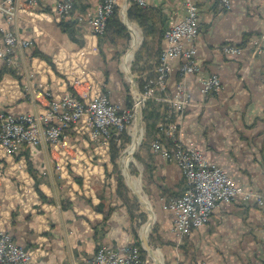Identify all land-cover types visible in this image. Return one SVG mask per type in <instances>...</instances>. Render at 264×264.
I'll list each match as a JSON object with an SVG mask.
<instances>
[{"label": "crops", "instance_id": "0c3cea01", "mask_svg": "<svg viewBox=\"0 0 264 264\" xmlns=\"http://www.w3.org/2000/svg\"><path fill=\"white\" fill-rule=\"evenodd\" d=\"M38 1L36 11L19 12L12 25L0 14V26L33 41L21 54L19 70L0 60V109L38 112L50 96L69 90L103 91L126 108L127 81L119 72V50L109 37L94 33L86 19L103 0H73L64 28L53 11L59 0ZM193 1L200 16V70L186 80L190 105L182 116L176 115L179 135L239 185L264 194V54L253 44L259 40L264 45V6L258 0H232L231 9H224L218 0ZM123 2L117 0L118 6ZM145 3L159 10L167 27L186 15L185 0ZM68 22L73 24L65 27ZM228 43L242 46L243 54H225L222 47ZM170 62L172 92L180 80V59ZM212 73L220 76L222 88L203 94L202 80ZM86 75L88 82L79 83ZM27 82L33 86L30 91L25 89ZM155 100L162 101L159 94ZM148 155L146 189L154 199L161 230L170 232L172 215L163 209L164 197L182 194L185 177L174 160ZM126 207L110 152L89 134L70 129L57 152L45 143L27 146L18 155L0 148V231L25 247L35 264H87L103 244L134 243L136 229ZM189 239L193 264H264V206L220 203L210 221ZM170 255L176 261L172 250Z\"/></svg>", "mask_w": 264, "mask_h": 264}, {"label": "built area", "instance_id": "2783aa9c", "mask_svg": "<svg viewBox=\"0 0 264 264\" xmlns=\"http://www.w3.org/2000/svg\"><path fill=\"white\" fill-rule=\"evenodd\" d=\"M146 6L145 0H134ZM264 6V0H258ZM224 9H231L232 0H219ZM117 0H103L96 13L87 14V22L94 33L101 35L106 30L109 17L117 6ZM186 15L178 23L167 28L164 34L165 47L156 68L154 80L145 85L139 106L158 92L162 101L167 102L176 115L182 116L190 105V93L186 80L200 70L198 63L197 39L200 34L199 7L193 0H185ZM38 0H0V14L12 25L21 11H36ZM74 8L73 0H59L53 7L59 19L69 17ZM83 21V17L79 18ZM256 51L264 54V45L253 42ZM33 41L22 38L9 27L0 26V60L12 69L19 70V61L24 50L31 48ZM223 52L239 57L244 48L240 45L225 44ZM180 59L179 82L174 91H169L168 79L171 60ZM88 75V74H87ZM79 83L88 82V76ZM31 83L25 84L30 91ZM222 81L217 73L204 78L200 91L203 94L217 93ZM48 97L50 93L47 94ZM132 117L129 109L113 102L103 91L90 90L86 94L67 91L62 95L49 97L44 109L38 112L13 114L0 109V148L10 155H18L27 146L45 143L52 152L59 151L67 132L76 129L78 133L89 134L97 144L111 153V141L121 142ZM169 118L167 117V120ZM167 143L155 139L152 150L164 159L174 160L185 177L186 187L182 194L164 199L163 209L172 215V232L179 239L190 237L205 226L220 203L235 201L254 202L264 206V194L239 185L222 167L211 164L194 143H184L179 135L176 121L163 125ZM119 145V144H118ZM0 264H35L30 252L17 243L13 237L0 231ZM71 264V263H67ZM87 264H145L141 247L131 243L122 247L101 245Z\"/></svg>", "mask_w": 264, "mask_h": 264}, {"label": "rangeland", "instance_id": "374dc122", "mask_svg": "<svg viewBox=\"0 0 264 264\" xmlns=\"http://www.w3.org/2000/svg\"><path fill=\"white\" fill-rule=\"evenodd\" d=\"M118 6V4H117ZM122 10V3L120 6V13H119V17L121 22L124 24V26L126 27V31H128V33L126 34L125 32H123V34L120 31L117 32H113V36L111 39L112 44L118 48L119 52L117 53V57L116 60L118 62V66H119V72L122 75V77L125 79L126 82V88L130 89V93H134V90L132 91V82L131 79L129 77V74L127 73V69L130 68L131 72L134 75V79L136 81V74L139 76L142 75L143 79L146 81V84L150 81V80H154L155 76H156V68H157V59L155 54V49H157V45L155 42V38H149L148 39V43L149 46L152 47L153 53H151V57L150 56H145L143 57L142 61L140 62L139 65H137L136 61H135V56L137 51L140 49V47L143 44L144 41V34H143V30L142 28L138 25V23L132 21L129 19V21L131 23H129L130 25V29L132 31V35L129 31V29L127 28L126 24L124 23V17L121 13ZM114 25H112L113 27ZM106 28H107V24H106ZM134 28H136L138 30L139 33V38L140 41L137 44V46L133 49V56L132 59L128 61V63L125 64V58L126 55L129 54V52L131 51V49L133 48V42H134V38H135V34L134 33ZM106 33V30L103 34L99 35V36H104V34ZM103 38H106L105 36ZM125 61V62H124ZM139 70L138 72L134 73L133 72V68L135 67ZM155 67V68H154ZM153 71L155 73V76H153ZM152 74V75H151ZM150 75V76H148ZM137 82V81H136ZM138 85V84H137ZM139 87V86H138ZM140 93H144V91H141L139 89ZM106 93V92H105ZM140 94V99L142 97V95ZM132 95V94H131ZM156 95H158V92H154L153 96H151L150 98H147L144 104H141V109L143 110V108L146 105V102L148 100H153L155 99ZM133 96V95H132ZM133 100H134V105H133V109L130 110L132 113V122L130 125H128V130H127V134L122 136V138H120L121 142L118 143L116 145V148L119 150V153L117 154V163H118V169L115 170L116 173V180H117V185L119 182V177L121 178L122 176L125 177V172H124V168L126 167V165L128 164V168H129V173L130 176L132 177V180H138L139 181V187H140V192L141 194L144 195L145 199L147 201H149L150 203V207L152 208V210L154 211L155 214H153V223L151 225V227L148 226V239H149V243L152 247V249L154 250V253H156L157 259L161 262V264H191V262L189 261V257L188 255H191V249L189 251V247H191V243H189L186 248H185V242L187 241V237L183 238L182 240H179L174 233L172 232V228L170 230V232L168 231H162L161 227L159 225V213L154 205V199L153 197L150 195V193H148V190L146 189V183L145 180H147V176L148 174L151 173V165L148 164L150 157H149V153H153L152 150V143L155 141V139L152 138V134L151 131H153L154 129L151 127V125H146V122L144 121L143 117H142V137L139 139L138 143L134 144L133 143V127H134V122L135 120H137L136 117V102L133 96ZM167 103V102H165ZM168 121V120H167ZM176 121V120H174ZM131 132V133H130ZM147 132H150L149 135L147 136ZM132 143L134 145H138L139 146L136 148V150L133 153V149L129 150L128 152H125V150L129 147H131ZM119 144V145H118ZM133 153L132 155V159L130 158V155ZM125 154V155H124ZM111 156V153H110ZM124 156L123 159V163H122V158ZM112 160V159H111ZM113 162V161H112ZM114 164V162H113ZM147 171V172H146ZM145 173V174H144ZM124 183L127 185L128 190V195L130 196V199L132 200V203L134 202V198L135 195L133 193V189L132 187L129 185L128 183V179H126V177L124 178ZM177 196V195H176ZM175 196V197H176ZM171 197H174V195H166V199H170ZM121 198L123 199V202L128 206L127 211L129 213V216L133 222V225L136 229V241L134 243L138 244L141 243L142 247L143 246V241H142V232L144 233V229H146V226L148 225L147 222L150 218L149 213L147 212V210L145 209V207H143V205L137 200L138 204H132L131 206H129L127 204V202L124 200V196L121 195ZM134 205V206H133ZM131 211H133L134 215L132 217L131 215ZM188 240L190 241L189 237ZM184 245V246H183ZM140 246V245H139ZM176 248V249H175ZM144 250L146 251V253H142V258L145 262V264H159L157 259H155L145 248ZM171 250L175 253L176 255V261H174L173 256H171ZM188 251V252H187Z\"/></svg>", "mask_w": 264, "mask_h": 264}, {"label": "trees", "instance_id": "16d2710c", "mask_svg": "<svg viewBox=\"0 0 264 264\" xmlns=\"http://www.w3.org/2000/svg\"><path fill=\"white\" fill-rule=\"evenodd\" d=\"M219 1V0H218ZM119 13H120V6H116L115 10L113 12V14L109 17L108 21H107V28H106V33L104 34L105 37H111L113 36V32H117L120 31L122 34L123 32H125L126 34L128 33V31H126V27L124 26V24L121 22L120 17H119ZM128 17L130 20L138 23V25L142 28L143 30V34H144V41L142 46L140 47V49L137 51L136 56H135V61L137 63V65L140 64V62L142 61L144 55L146 56H150L151 53H153V48L149 46L148 43V39L149 38H155V42L157 45V49H155V56L157 59V65L159 64L160 61V57L162 55L163 52V43H165L164 41V34L165 31L167 30V26L165 23V20L162 19L161 13L159 12L158 9H153L152 7H148V6H142L140 4H138L137 2H135L134 0H129V6H128ZM60 22V26L61 28H64V20ZM156 20H158L159 22H156ZM71 24V22H68L65 24V27H69ZM112 25H114L112 27ZM103 36V37H104ZM113 39V38H112ZM35 54L39 57H41L44 60L50 61V58L42 53L39 52H35ZM151 57V56H150ZM135 67V66H134ZM155 68V67H154ZM139 70L135 67L133 68V72L136 73ZM3 73V71H0V75ZM153 76H155V73L153 71ZM151 74V75H152ZM150 76V75H148ZM136 81L137 84L139 86V89L141 91H144L145 89V85H146V81L143 79L142 75L138 76L136 74ZM128 94H127V98H126V108L129 110L133 109V105H134V100H133V96L130 93V89H127ZM143 112V119L146 122V125H151V127L154 129L153 131L147 132V136L150 134H155V138L154 139H160L163 142L167 143L168 139L164 133V129H163V125H165L167 123V117L169 118V121H174L176 120V113L173 112V110L169 107L168 103L165 102H160V101H156L155 99L153 100H148L146 102L145 107L142 110ZM132 122V118L129 121L130 125ZM127 134V130H125V132L123 133L122 136ZM116 142L114 140L111 141V159L114 162V169L117 170L118 167V163L116 161L117 159V154L119 153V150L116 148ZM147 172V171H146ZM145 174V173H144ZM124 176H122L121 178L119 177V182H118V191L120 192V194L122 196H124V200L127 202V204L129 206H131L132 204H138L137 199L133 197L134 202L132 203V200L130 199V196L128 195V187L127 185L124 183ZM134 206V205H133ZM134 212L131 211V215L133 217ZM187 241L185 242V248L186 246L191 243V241L188 240V237L186 238ZM140 247H141V251L142 253H146V251L144 250V248L142 247L141 243H139ZM183 245V246H184ZM190 245V244H189ZM191 249V255H188V259L191 262V264L194 263L195 260V254L194 251L192 249V246L189 247V251ZM188 252V251H187Z\"/></svg>", "mask_w": 264, "mask_h": 264}, {"label": "water", "instance_id": "95a60500", "mask_svg": "<svg viewBox=\"0 0 264 264\" xmlns=\"http://www.w3.org/2000/svg\"><path fill=\"white\" fill-rule=\"evenodd\" d=\"M128 6H129V0H124L123 2V5H122V10H121V13L124 17V23L126 24L127 28L129 29L131 35H132V31L130 29V25L129 23H131L129 21V17H128ZM127 73L129 74V77L131 79V82H132V86H133V90H134V99H135V102H136V117H137V127L138 129H142V124H143V121H142V117H143V112H142V109L141 107L139 106V103H140V91H139V87L137 85V82L135 81L134 79V75L133 73L131 72L130 68H128V70H126ZM139 135V134H138ZM133 193L136 197V199L143 205V207H145V209L147 210V212L149 213L150 215V218L147 222L148 226L151 227L152 223H153V216H152V213H154V211L152 210V208L150 207V203L149 201H145V198L143 197L144 195L141 194V192L139 191H134L133 190ZM142 241H143V246L144 248L156 259V256L154 255V250L152 249L150 243H149V239H148V235L147 233H143L142 232ZM160 264V262H158Z\"/></svg>", "mask_w": 264, "mask_h": 264}, {"label": "bare ground", "instance_id": "6f19581e", "mask_svg": "<svg viewBox=\"0 0 264 264\" xmlns=\"http://www.w3.org/2000/svg\"><path fill=\"white\" fill-rule=\"evenodd\" d=\"M133 34H135V38H134V42H133V48L131 49V51L129 52V54L126 55V58H125V61L126 62H125V64L128 63V61L132 59V56H133V52L132 51H133V49L137 46V44L140 41L139 33H138V30L136 28H134V33ZM133 128H134L133 129V133H132L133 134V137H134L133 143L136 144V143H138L139 139L142 137V130L141 129H138V127H137V120H135L134 127ZM133 143H132L131 147H129V148H127L125 150V152H128L129 150L133 149V153H134V151L136 150V148L139 146L140 143L138 145H134ZM133 153L130 155V158L131 159H132ZM123 159H124V156L122 158V163H123ZM124 172H125L124 175H125L126 179H128V183L132 187V189L134 188L133 189L134 191H139L140 192V187H139V184L140 183H139L138 180H132V177L130 176V173H129L128 164L124 168ZM145 201H146V199H145ZM152 216H153V213H152ZM144 233H148V225L146 226V229H144ZM154 255L156 256V253H154ZM156 259H157V256H156ZM157 261L160 262L158 259H157ZM160 264H161V262H160Z\"/></svg>", "mask_w": 264, "mask_h": 264}]
</instances>
